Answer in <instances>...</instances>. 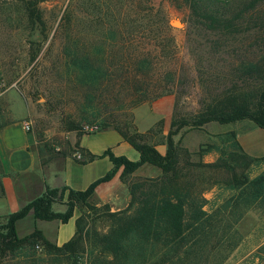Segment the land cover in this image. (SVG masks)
<instances>
[{"label":"trees","instance_id":"obj_1","mask_svg":"<svg viewBox=\"0 0 264 264\" xmlns=\"http://www.w3.org/2000/svg\"><path fill=\"white\" fill-rule=\"evenodd\" d=\"M23 2L31 26L36 23L42 28L39 0ZM169 2L185 11V40L199 95L192 114L171 116L160 153L147 137L159 131L161 120L155 128L138 131L129 112L185 82L179 79L184 71L177 65L171 26L159 1H68L61 18L65 24L62 54L66 89L78 107L75 117L65 115L63 127L76 138L89 133L83 124L97 130L111 128L139 157L132 161L109 148L95 155L75 141L69 150L79 152L78 161L106 156L112 168L83 190L45 187L2 217L0 259H28L37 245L53 257L66 259L84 252L87 264H206L246 209L264 211V168L250 175L251 164L264 160V155L245 154L232 131L218 134L219 146L195 152L172 138L180 128H200L211 121L247 119L264 131V0ZM71 7L77 8L82 23L81 33L74 36L67 31L74 16ZM209 149L217 153L216 158L202 161L201 154ZM192 154L198 159H192ZM144 162L157 166L160 175L129 179ZM118 167H122L119 178L127 184L129 200L124 208L111 211L107 204L95 203L93 190ZM211 188L216 189L214 196L206 198ZM52 202L63 203L65 209L51 210ZM76 210L74 233L60 245L49 242L37 229L16 235V220L28 212L35 219L64 223ZM256 252L264 258V243Z\"/></svg>","mask_w":264,"mask_h":264},{"label":"rangeland","instance_id":"obj_2","mask_svg":"<svg viewBox=\"0 0 264 264\" xmlns=\"http://www.w3.org/2000/svg\"><path fill=\"white\" fill-rule=\"evenodd\" d=\"M23 1L25 0H0V125L13 116H20L25 121L26 129L38 141L40 148L49 152H64L67 150V133L70 131L64 129L63 121L67 114L75 117L78 107L72 94L66 89L65 59L62 54L65 44V24L61 18L65 14L69 0H39L37 8L43 22L42 28L36 23L31 26L26 17ZM158 1L169 19L175 42L177 65L184 71L179 79L185 82L176 91L154 100L140 102L130 108L133 122L135 112L142 118L154 114L150 113L152 105H155L154 108L171 105L170 119L172 115L188 116L198 107L199 92L194 64L184 33L185 11L175 8L169 0ZM72 14L74 16L70 31L68 29L67 31L74 36L77 31L81 33L82 23L77 8L72 9ZM174 21H178V25H172ZM158 120H161L158 125L159 131H151L147 137L155 146L163 141L161 134L163 118L158 116ZM156 121L150 127H154ZM190 129L193 128L181 129L180 143L184 136L192 134L186 133ZM195 134L200 138L197 143L199 148L202 144L205 147L220 145L218 134L213 135V138L208 136L212 133L202 136H199V132ZM207 152L212 154L215 151L209 149ZM263 168L264 160L254 162L250 166V175ZM214 191L216 189L211 188L204 194L205 197L211 198L214 196ZM215 203L219 204L220 201L216 200ZM75 212L78 214L77 210ZM245 213H248L249 218H245L248 223L245 221L240 223H245L247 231L240 232L236 222L222 237L221 243L211 251L206 264H264V258L256 252L264 243V211L249 208L242 216ZM251 218L253 220H250ZM2 221L3 219H0V222ZM98 221H95V225L103 228L102 223ZM36 246L28 259L27 256H14L0 259V264H72L73 260L75 264H87L84 252L66 259L53 257L52 254Z\"/></svg>","mask_w":264,"mask_h":264},{"label":"crops","instance_id":"obj_3","mask_svg":"<svg viewBox=\"0 0 264 264\" xmlns=\"http://www.w3.org/2000/svg\"><path fill=\"white\" fill-rule=\"evenodd\" d=\"M152 106L150 113L154 114L145 118L136 112L134 113L135 126L137 130L144 131L158 120L159 116L163 118L161 134L164 136L169 128L171 105H163L157 108H154L155 105ZM181 129L172 135V138L178 146L185 147L190 152L199 149L197 143H199L200 138H197L195 132H199V136L212 133L208 136L213 138V135L232 131L245 154L249 156L264 155V131L247 119L228 123L207 122L200 128L187 131L186 133L191 132L192 134L184 136L180 143ZM75 141L79 147L86 149L91 154L99 155L104 149L109 148L114 155H123L132 161L139 157L138 152L123 141L111 128L85 133L78 138L75 137L74 132L70 131L67 133V151L63 153L49 152V150L39 147L33 134L25 128V121L20 116H13L9 121L0 125V219L40 195L45 187L61 188L65 186L74 190H83L90 182L112 168V163L106 156L83 162L78 161L76 154L80 155L79 152L69 150ZM201 146V148H206L204 144ZM155 148L163 153L165 145L161 143ZM216 156V152L212 154L204 152L200 158L202 161L210 162ZM191 158L198 159V156L192 154ZM121 169L122 167H118L109 180L99 182L93 190L95 203H105L111 211L124 208L129 200L127 184L119 178ZM158 175H160V169L157 166L144 162L130 173L129 179L156 177ZM64 199L65 193L62 196V201ZM64 209L63 203H51V210L55 212H62ZM247 214L245 213L236 223L237 228L242 233L247 229L245 223L241 224L240 222L248 223L245 220L246 217L249 218ZM76 215L77 213L73 212V215L62 223L56 219H35L32 213L28 212L16 220V235L22 237L37 229L45 239L58 245L73 235Z\"/></svg>","mask_w":264,"mask_h":264},{"label":"built area","instance_id":"obj_4","mask_svg":"<svg viewBox=\"0 0 264 264\" xmlns=\"http://www.w3.org/2000/svg\"><path fill=\"white\" fill-rule=\"evenodd\" d=\"M25 128H27V126H25ZM84 129L85 130H87L88 132H92V131H95L96 130V127H94V126H84ZM76 157H79V155L78 154H76ZM36 247H38V246H36Z\"/></svg>","mask_w":264,"mask_h":264},{"label":"water","instance_id":"obj_5","mask_svg":"<svg viewBox=\"0 0 264 264\" xmlns=\"http://www.w3.org/2000/svg\"><path fill=\"white\" fill-rule=\"evenodd\" d=\"M178 23H179L178 21H174V22H172V25L176 26V25H178Z\"/></svg>","mask_w":264,"mask_h":264}]
</instances>
